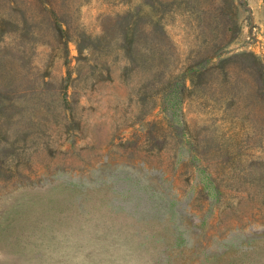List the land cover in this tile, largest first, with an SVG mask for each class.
<instances>
[{
  "label": "rangeland",
  "instance_id": "1",
  "mask_svg": "<svg viewBox=\"0 0 264 264\" xmlns=\"http://www.w3.org/2000/svg\"><path fill=\"white\" fill-rule=\"evenodd\" d=\"M0 264H264V0H0Z\"/></svg>",
  "mask_w": 264,
  "mask_h": 264
}]
</instances>
